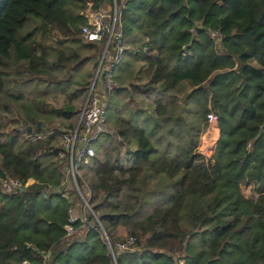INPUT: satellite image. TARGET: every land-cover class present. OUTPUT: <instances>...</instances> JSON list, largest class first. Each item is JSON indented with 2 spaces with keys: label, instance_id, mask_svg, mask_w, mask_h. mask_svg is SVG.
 I'll return each instance as SVG.
<instances>
[{
  "label": "trees",
  "instance_id": "obj_1",
  "mask_svg": "<svg viewBox=\"0 0 264 264\" xmlns=\"http://www.w3.org/2000/svg\"><path fill=\"white\" fill-rule=\"evenodd\" d=\"M93 1L97 8L113 0ZM87 7L85 0H0V112L34 121L0 140V264H42L47 252L57 264H264V0H131L123 10L122 17H135L129 41L150 80L115 91L139 101V118L117 117L118 137L103 136L85 176L113 245L125 232L150 234L145 250H115L116 260L100 230L79 223L66 239L70 200L56 153L60 135L31 142L17 130L39 121L71 128L83 105L74 100L93 79L84 69L102 51L80 37ZM32 22L42 27L23 35ZM11 61L19 72L4 70ZM9 77L21 89L12 95L15 106L3 101ZM37 80L66 82L64 109L51 108V95L26 102ZM27 103L31 116L17 111ZM150 103L155 113L146 121ZM53 112L57 119L48 118ZM202 133L206 156L196 151ZM128 145L134 149L125 153ZM7 176L35 182L7 193ZM243 184L256 195L246 197Z\"/></svg>",
  "mask_w": 264,
  "mask_h": 264
},
{
  "label": "built area",
  "instance_id": "obj_2",
  "mask_svg": "<svg viewBox=\"0 0 264 264\" xmlns=\"http://www.w3.org/2000/svg\"><path fill=\"white\" fill-rule=\"evenodd\" d=\"M85 1L88 7L82 15L86 18L87 24L82 27L80 37L87 42L100 45L102 51L98 58L95 79L84 96L81 109L72 119L71 128L65 130L60 125H42L39 129L33 126L32 132H28L25 126L17 130L31 142L60 135V145L56 153L64 172L62 186L66 197L70 200L69 221L65 226L66 239L69 240L76 235L79 223L88 230H100L107 240L113 259L116 260L115 250L120 253L133 251L137 246L138 237L130 234L122 240L115 241L114 245L111 243L102 222L91 205L92 191L81 173V167L84 163L88 165L97 156L94 146L96 141L105 135L118 137L117 130H110L108 126V112L111 104L99 98L94 89L98 81L109 93L130 87L115 79V69L123 61L126 52L121 18L123 10L131 0H113L112 3H103L97 8H94L93 0ZM210 35L212 39L218 40L221 33L214 30L210 31ZM148 43L149 39H146L145 52L148 51ZM209 118L211 123L216 122L214 114H210ZM30 180L24 182L19 178L7 176L1 185L6 192L13 193L28 187ZM77 199H80V204L76 203ZM43 257L42 264H57L50 260V252L43 254ZM22 264H27V262Z\"/></svg>",
  "mask_w": 264,
  "mask_h": 264
},
{
  "label": "rangeland",
  "instance_id": "obj_3",
  "mask_svg": "<svg viewBox=\"0 0 264 264\" xmlns=\"http://www.w3.org/2000/svg\"><path fill=\"white\" fill-rule=\"evenodd\" d=\"M133 18H135L133 15H132V18H129V19H127V17L126 18L125 17H122L121 18V22H122V26H123V31H124V35H125V38H124V46H125L126 52H125L123 61L120 64H118L116 66V69H115V79L117 81H119L118 80V76L121 75L120 72L122 71V69H123V71H126L125 73L127 74L128 67L125 68V64H126V62H129L130 61V59L127 60V55L130 54V53H133L131 49H133V48L136 47L135 45H133L131 43L132 41H129V37H133L135 35L136 28H137V23H135V20ZM34 27L41 28L42 27V24L40 22H37L36 24L33 23V22L30 23L27 26V28H26L25 32L23 33V35L26 36V34L28 32H30ZM58 37H59L58 38L59 41H62L63 40L61 35H59ZM41 38H43V37H41ZM128 47H130L131 49L130 50L127 49ZM137 48H139V47H137ZM100 56H101V53L100 54H98V53L96 54V56H95V61L96 62H98V58ZM138 60H140V57H138ZM140 63L142 64V62H140ZM140 63H139L140 70L142 72H145L146 73L145 67L141 66ZM15 64H16L15 61H11L10 67L9 68H4V70L9 71V73H11V72H13V73L19 72V69L18 68H15L16 67ZM93 64H94V60H93ZM252 64L253 65H257V63L255 61H253ZM130 68H131V66H130ZM92 69H93V73H92L93 74L92 82H93V80L95 79L96 73H97V67H93L92 66ZM126 74H124V75H126ZM36 82H38V83H36ZM36 82H35L36 85H32L31 87L29 86L28 87L29 88L28 90H26L27 88L25 89L26 90L25 95H27L26 102H31L34 98H36L41 103H43V101L46 100V99H49L50 98L49 96L51 95V98L50 99L53 101V105L51 106V108H54L55 106L60 105V100H61L60 99V94L66 91V88H67L66 82H62L60 84L54 83V84H51V85H49L48 83H45L44 84L42 82H39L38 80ZM92 82H91V84H92ZM15 83L16 82H13L11 80V77L5 79V94L3 96L4 97L3 98V101H4V103L9 104L10 106H15V103H16V101L13 99V96L12 95L13 94L16 95V93H19V91L21 90L20 88H16V86H13V85H15ZM91 84H90V86H91ZM16 85L19 87V84L18 83H16ZM90 86H89V88H90ZM89 88H88V90H89ZM94 91H95V93L97 94V96L99 98H102L105 101H109L110 104H111V101H112V96L116 93V92L109 93V91L106 90L100 84L99 81L97 82ZM129 93L130 92H126L125 93V96L123 97V101L121 102L120 105L119 104L118 105H115L114 104L113 108H111L109 110V112H108V125H109V127L112 130L114 128H117V123H118V120H119L117 117L120 116V115L127 116L128 118H131V116H132V118L134 119V121L139 118L137 116V113H138V110L140 109V103L137 100H135V101L132 100L131 97H129ZM85 95H86V93H85ZM83 99H85V97H83ZM30 104L31 103L22 104V107H19V105H18L17 111L20 112V110L21 111L23 110L24 113H26V114L27 113H30L31 112V109H32V105H30ZM147 108H149V109H151L153 111L152 112L149 111L147 113V116L145 117V120L146 121H147L148 117H150L152 114L155 113L154 112L155 106H154L153 103H150V105H148ZM116 111H118V112L116 113ZM31 115H32V113L29 114V116H31ZM113 116H115V117L113 118ZM109 120H111V123L110 124H109ZM27 122L33 123L34 121L33 120H28V119H25V120L24 119L23 120L22 119H17V113L16 112H13L12 110H10L8 113L1 111L0 112V140L7 139L9 137V135L13 131H16V128L19 125L24 124V123H27ZM212 125L213 124H211V127H212ZM28 126L29 125H25V127H28ZM146 126L149 128L151 125H146ZM192 133H193V135H191V140L192 139H195L196 136H197V135H195L196 130H193ZM207 133H205V135ZM205 135H204V133H202V135L200 136V139H199V147H198V150H196V151L197 152L199 151V152H201V154H203V155L206 156V155H208V153H207L206 150L203 149L204 148L203 146H204V136ZM158 137H160V136L159 135L152 136V140L156 144L158 143ZM102 138H100L98 141H96L94 143V146L95 147L98 146V144L101 142ZM108 142L110 144L114 145L117 142V140L116 141L115 140H108ZM120 146H123V145L120 144ZM129 149H131V150L134 149V145H131V146L128 145V147L125 148V153H127L128 151H131ZM122 152H124V151H122ZM84 164L81 167V173H82L83 177L86 178L85 176L89 173L90 167L88 165H84ZM32 183H34V182L31 179L30 180V184H32ZM1 187H2V185H1ZM241 188H242L243 194L246 197H251V196L256 195L255 192H254V188H253L252 185L243 184ZM7 193H9V192H7ZM76 203L77 204H80V199H77ZM148 203H149L148 199L145 198L144 199V203H143L144 205L142 207L143 213H148V211H150L151 205H149ZM128 234H130V233L125 232L124 235H123V237L124 236H127ZM148 236H150V234L140 235V236L138 235L140 244L139 243L137 244V246L133 250V252H135V251L142 252L143 250H145V247L144 246L146 244V240H147ZM177 244L178 243H175V246H177ZM180 252L183 253V250H181ZM180 256H182L181 253H180V255L177 254V256L175 258L180 257Z\"/></svg>",
  "mask_w": 264,
  "mask_h": 264
},
{
  "label": "crops",
  "instance_id": "obj_4",
  "mask_svg": "<svg viewBox=\"0 0 264 264\" xmlns=\"http://www.w3.org/2000/svg\"><path fill=\"white\" fill-rule=\"evenodd\" d=\"M144 42V41H143ZM83 44H92V43H90V42H87V41H84L83 40ZM143 44V43H142ZM127 49H131L130 47H128ZM132 50V52H134V54H132V53H130V54H128L127 55V60H129L130 59V61L129 62H126V64H125V68L126 67H128V69H127V74L125 73L126 71H123V69H122V71L120 72V74L121 75H119V78L121 79V80H123L124 82L123 83H125V85H128V86H130V84H134V85H137V84H140V85H144V84H147V83H149V77H147V76H144V75H141V71L139 70V68H138V66H139V64L138 63H140L139 61H138V59H136V57H135V55L138 53L137 52V49H131ZM93 60H94V64H93V67H95L94 65H95V58H93ZM138 62V63H137ZM130 66H131V68H130ZM90 72V73H93V69H91V67H90V65L88 66V65H86V68L84 69V72ZM124 74H126V75H124ZM135 75H136V79H135ZM137 75H138V79H137ZM127 77H129V79H126ZM124 79H126V80H124ZM132 81V82H131ZM143 87V86H142ZM142 87H141V89H142ZM70 92H72L71 90H69L68 91V93H70ZM83 97H84V95L83 96H81L78 100L77 99H75L74 100V102H76V101H78V102H80V103H83ZM146 99H147V97L146 96H144ZM131 98H132V96H131ZM60 105H58V106H55V110H57V111H60V110H62V109H64V107H63V100H64V94L63 93H61L60 94ZM123 101V99H122V93H119V92H117V93H115L113 96H112V102L113 103H115V105H120L121 104V102ZM54 111V110H53ZM79 111V110H78ZM77 111V112H78ZM48 116V118L50 119V118H55V119H57L56 117H57V113H50V114H48L47 115ZM43 119H46L45 118V116H43ZM42 122V121H41ZM48 125H57V124H54V123H47ZM47 124H43V122H42V125H47ZM32 181L33 182H35V180L34 179H32ZM79 209H80V206L78 207ZM180 255V254H179ZM181 257V256H180ZM185 262V260L184 259H182L181 260V263H184Z\"/></svg>",
  "mask_w": 264,
  "mask_h": 264
},
{
  "label": "water",
  "instance_id": "obj_5",
  "mask_svg": "<svg viewBox=\"0 0 264 264\" xmlns=\"http://www.w3.org/2000/svg\"><path fill=\"white\" fill-rule=\"evenodd\" d=\"M95 67H97L98 66V62H95V65H94ZM41 126H42V122L41 121H39L38 123H37V128L39 129V128H41ZM32 129H33V126H31V125H29L28 127H27V131L28 132H32ZM20 190H24V188H21Z\"/></svg>",
  "mask_w": 264,
  "mask_h": 264
}]
</instances>
